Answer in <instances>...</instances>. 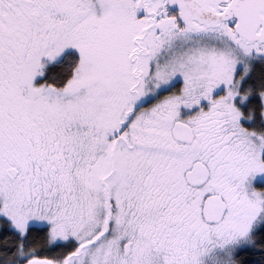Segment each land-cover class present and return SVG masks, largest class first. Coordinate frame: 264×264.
Listing matches in <instances>:
<instances>
[{"label": "snow or ice", "instance_id": "obj_1", "mask_svg": "<svg viewBox=\"0 0 264 264\" xmlns=\"http://www.w3.org/2000/svg\"><path fill=\"white\" fill-rule=\"evenodd\" d=\"M0 238L264 264V0H0Z\"/></svg>", "mask_w": 264, "mask_h": 264}, {"label": "trees", "instance_id": "obj_2", "mask_svg": "<svg viewBox=\"0 0 264 264\" xmlns=\"http://www.w3.org/2000/svg\"><path fill=\"white\" fill-rule=\"evenodd\" d=\"M0 239H2V238H0ZM12 239H15V238H14V237H12ZM38 243L42 244V243H43V239H42V238H40V239L38 240Z\"/></svg>", "mask_w": 264, "mask_h": 264}]
</instances>
